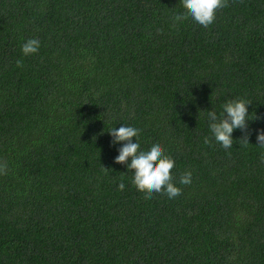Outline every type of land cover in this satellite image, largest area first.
Listing matches in <instances>:
<instances>
[{
  "label": "trees",
  "instance_id": "16d2710c",
  "mask_svg": "<svg viewBox=\"0 0 264 264\" xmlns=\"http://www.w3.org/2000/svg\"><path fill=\"white\" fill-rule=\"evenodd\" d=\"M184 12L0 0V264H264V0H228L207 28L174 24ZM237 98L259 117L250 144L240 129L229 149L205 144L207 111ZM121 126L174 159L180 196L133 186L108 133Z\"/></svg>",
  "mask_w": 264,
  "mask_h": 264
},
{
  "label": "clouds",
  "instance_id": "9594fccd",
  "mask_svg": "<svg viewBox=\"0 0 264 264\" xmlns=\"http://www.w3.org/2000/svg\"><path fill=\"white\" fill-rule=\"evenodd\" d=\"M185 9L183 14L174 16L173 22H180L189 17L197 24L207 28L214 23L218 10L228 5V0H181ZM40 48V41L37 38H30L22 45V52L25 56L36 54ZM17 66L21 67V61H17ZM250 101L237 98L230 99L222 105V111L218 114L215 110L207 111V120L211 137H205L204 143L210 144L211 140L219 143L224 149L232 147L234 141L232 133L240 129L245 133L240 139V146H248L251 133L248 131V121L250 119L248 105ZM108 133L112 137L113 144H121L119 155L115 157V163L124 164L133 173L132 184L145 199H151L153 193H161L169 199L181 195V189L173 182L172 170L175 161L166 155L163 147L156 143L150 150L141 151L137 140L140 130L132 126H121L119 129L113 127ZM133 138L136 142H133ZM257 145L264 148V130L257 132ZM264 159V157H262ZM130 161V163H129ZM7 174L6 162H0V175ZM192 173L187 171L180 177V184L189 185ZM125 185L121 182L118 190H124Z\"/></svg>",
  "mask_w": 264,
  "mask_h": 264
}]
</instances>
